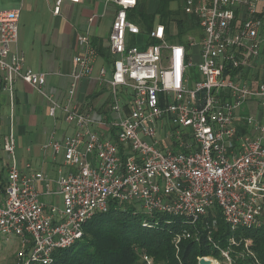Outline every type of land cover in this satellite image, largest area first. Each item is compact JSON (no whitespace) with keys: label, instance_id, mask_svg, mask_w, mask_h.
<instances>
[{"label":"built area","instance_id":"1","mask_svg":"<svg viewBox=\"0 0 264 264\" xmlns=\"http://www.w3.org/2000/svg\"><path fill=\"white\" fill-rule=\"evenodd\" d=\"M138 1L105 0L116 7L109 32L113 70L107 78L101 67L98 75L113 90L110 108L118 116L99 121L112 132L110 139L91 131L90 116L70 106L97 56L87 33L78 34L82 52L73 58L67 98L60 103L44 90L45 73L23 66L24 54L15 46L20 9H0L1 89L12 94L16 80L26 82L47 100L51 118L60 111L77 130L61 139L52 131L43 146L63 155L54 180L28 164L21 170L12 131L4 140L10 163L0 195V235L18 238L16 264H55L53 254L81 239L84 224L112 203H136L149 217L168 214L186 225H195L217 207L230 232H241L232 234L225 248L213 242L223 263L232 264L234 245L242 246L240 257H254L253 237L244 233H264V120L244 113L242 105L255 100L264 118V83L252 87L239 80L247 59L259 53L254 43L264 11L256 14V3L264 0H182L184 13L196 17L200 33L197 40L187 37V45L170 42L163 23L141 30L129 18ZM239 6L246 7L245 18L234 31ZM53 8L57 14L59 2ZM196 43L195 61L189 48ZM117 88L124 90L125 114ZM240 123L247 127L243 132ZM157 134L169 146L161 147ZM42 195L58 196L60 204H47ZM188 235L186 229L175 235L176 250L180 237ZM138 254L136 264H164L145 251Z\"/></svg>","mask_w":264,"mask_h":264},{"label":"crops","instance_id":"2","mask_svg":"<svg viewBox=\"0 0 264 264\" xmlns=\"http://www.w3.org/2000/svg\"><path fill=\"white\" fill-rule=\"evenodd\" d=\"M56 2H59L60 7L57 14L53 12ZM180 2L182 3V0ZM138 3L143 5L144 0H139ZM4 8L26 10L20 25L22 42L19 45L17 39L16 49L24 54V67L31 68L35 72L45 73L44 90L52 94L60 103H64L67 98L66 93L71 81L68 74L73 68V58L82 52L81 45L78 43V34L87 33L92 45L97 50V56L90 75L81 78L78 82L70 106H74L79 112L90 116L93 120L89 126L91 131L110 139L112 132H109L107 126L99 123V121L106 123L111 119L118 120V116L110 108L113 101V90L106 82H101L98 75L101 67H105L107 78L110 77L113 70L109 50V32L116 7L111 3H105V0H80L77 3H71L67 0H0V9ZM149 10H153V4ZM245 11V6H239L236 13L237 17L233 22L234 31L245 18ZM263 11L264 2H257L256 14L261 15ZM183 14L186 15L184 11ZM132 18H135V16ZM134 22L136 23V20ZM158 23L163 22L160 19L158 21L154 19L150 27L152 28ZM172 24L177 28L176 23L173 21L164 24L169 29V33ZM191 25V21H185V30L181 34L179 33L177 38L172 39L170 33V42L187 45V37L189 36L197 40L200 35L196 27L197 22L195 26ZM261 30L260 37L254 43L259 53L257 56H251L247 59L242 70L241 80H239L252 87H255L259 82L264 83V25ZM128 38L132 41L135 39L133 36H128ZM189 49L196 61L199 51L197 43L191 45ZM115 91L121 97L119 106L125 114L128 108L124 90L117 88ZM2 105L4 106L2 110L8 108V134L9 131H12L16 141V149L22 146L21 137L27 133V129H30L29 144L24 147V152L21 154L23 156L19 158L16 156L18 167L24 171L25 165L28 164L31 170H41L48 179L54 180L57 175V168L63 164V155L61 153L53 154L49 149L44 150L43 146L50 138L52 131H54L56 139H61L67 134L75 133L77 131L76 127L73 124H66L60 111L57 112L56 118H51L47 100L29 84L20 80L15 81L12 94L2 90L0 86V106ZM15 107H20L17 136L14 135L13 131L16 116ZM243 112L253 115L260 121L264 120L255 100H248ZM238 126L241 128L240 132L247 129L244 124L240 123ZM251 136H255L253 131H251ZM5 138L6 136H4L3 141ZM262 143L264 144V140H262ZM2 151H4L3 145ZM9 163L10 158L6 161L1 160L0 163V195L7 177V165ZM68 170L69 168L65 169V171ZM3 171L6 174L5 176L2 174ZM49 184L52 190L56 188L55 183L50 182ZM44 187L43 183H39L38 188L40 191H43ZM41 198L47 204L55 203V201L60 204L58 196L42 195ZM45 198L48 200H45Z\"/></svg>","mask_w":264,"mask_h":264},{"label":"trees","instance_id":"3","mask_svg":"<svg viewBox=\"0 0 264 264\" xmlns=\"http://www.w3.org/2000/svg\"><path fill=\"white\" fill-rule=\"evenodd\" d=\"M171 1L159 0L161 22H175L180 34L185 30V21H191V26H195L196 17L184 15L181 7L178 10L170 9ZM137 5L129 18L136 20L141 30L148 31L154 16L145 13L142 3ZM183 220L163 213L149 217L137 211L132 203H112L105 212L95 214L84 224L81 239L70 248L57 250L53 254L55 264H136L140 251L164 264H197L203 256L221 257L213 242L225 248L232 234L237 237L241 234L239 230L230 232L217 207L209 210L195 225H186ZM144 221L150 225H143ZM183 229L189 235L180 237L176 250L174 237ZM244 235L253 237L250 250L254 257H240L238 251L242 250V246L234 245L230 248L232 264H264V233L246 231Z\"/></svg>","mask_w":264,"mask_h":264},{"label":"rangeland","instance_id":"4","mask_svg":"<svg viewBox=\"0 0 264 264\" xmlns=\"http://www.w3.org/2000/svg\"><path fill=\"white\" fill-rule=\"evenodd\" d=\"M153 4V10H149L151 5ZM144 11L145 13H149L152 14L154 17V19L156 21H158L159 19V14H158V7H159V0H144ZM182 8V3L180 2V0H173L169 3V8L172 10H178L179 8ZM148 9V11H147ZM24 14H26V10H21L20 11V17H19V23L18 24V30H17V38H18V44L20 45L22 42V38H21V20L24 17ZM170 33H171V38H177L179 37V33L177 31V28L175 27V25H170ZM20 51V50H19ZM22 51V50H21ZM193 73H197V68L195 67L193 70ZM190 85H192V83H190ZM16 104V103H15ZM243 107H245V105H242ZM4 108V106H0V163L1 160L6 161V159L9 160V156H7L6 153H4V151H2V145H3V138L4 136H7L8 134V128H9V112H8V108H5L4 110H2ZM20 107H15V111H16V116L14 119V123H13V131H14V135L17 136V125L19 123V119H20V111H19ZM62 125H64L62 123ZM29 132L30 129H27V133L24 134L21 137V141H22V146L20 148L15 149V155L19 158L22 157L23 152H24V147L29 144ZM158 138L161 139L162 138V142H160V146L163 147L165 146H169V142L164 139L163 136H161V134H157ZM170 141H172V139H170ZM165 148V147H163ZM2 173V172H1ZM3 176H5V172L3 171ZM45 200H48L47 198H45ZM135 205V209L137 211H142L140 209V206L137 205L136 203H132ZM78 245V244H77ZM19 247V243H18V238L14 235L12 236H5V235H0V264H11L15 261L14 258V254L16 252V250ZM212 259L216 260V262L218 264H226L223 263L224 261L222 260L221 257H217V256H210Z\"/></svg>","mask_w":264,"mask_h":264},{"label":"bare ground","instance_id":"5","mask_svg":"<svg viewBox=\"0 0 264 264\" xmlns=\"http://www.w3.org/2000/svg\"><path fill=\"white\" fill-rule=\"evenodd\" d=\"M202 262H204V264H218L216 260L212 259L210 256H203Z\"/></svg>","mask_w":264,"mask_h":264},{"label":"water","instance_id":"6","mask_svg":"<svg viewBox=\"0 0 264 264\" xmlns=\"http://www.w3.org/2000/svg\"><path fill=\"white\" fill-rule=\"evenodd\" d=\"M197 264H204V262H202V257L198 259V263Z\"/></svg>","mask_w":264,"mask_h":264}]
</instances>
